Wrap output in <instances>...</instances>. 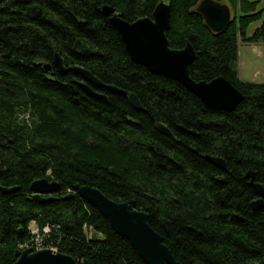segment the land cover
I'll list each match as a JSON object with an SVG mask.
<instances>
[{
  "label": "trees",
  "instance_id": "1",
  "mask_svg": "<svg viewBox=\"0 0 264 264\" xmlns=\"http://www.w3.org/2000/svg\"><path fill=\"white\" fill-rule=\"evenodd\" d=\"M159 1L0 0V185L15 188L0 192V264L15 260L31 222L49 225L45 245L77 264H146L76 193L77 183L115 201L134 199L182 264H264V206L251 208L257 195L245 177L254 171L264 187V82L242 80L237 70L238 38L264 43V19L246 34L262 19L260 0H217L232 15L222 32L196 11L200 0H164L169 46L191 44L193 80L222 76L238 89L242 99L230 111L208 108L179 82L131 61L101 13L109 5L134 21ZM76 65L126 94L88 95ZM130 93L142 110L130 105ZM207 156L223 158L226 169ZM40 178L59 183L50 201L29 188Z\"/></svg>",
  "mask_w": 264,
  "mask_h": 264
},
{
  "label": "water",
  "instance_id": "2",
  "mask_svg": "<svg viewBox=\"0 0 264 264\" xmlns=\"http://www.w3.org/2000/svg\"><path fill=\"white\" fill-rule=\"evenodd\" d=\"M196 11L202 16L205 24L215 32L224 31L232 21L229 6L217 0H200ZM101 13L108 17L110 24L120 35L131 61L144 66L152 74L179 82L208 108L230 111L241 101L242 94L222 76L209 81H196L190 77L188 66L195 59L196 52L190 43H186L181 49L169 46L166 31L170 27V5L164 0L158 2L151 16L140 17L134 21L124 19L109 5H103ZM54 65L62 74L67 72L58 53L54 55ZM44 68L49 70L50 66L45 64ZM71 70L81 77L78 81L79 87L94 98L106 100V95L99 89L126 94L125 90L113 84L103 83L83 67L76 65L71 67ZM127 97L135 110L143 109L134 93L128 94ZM157 128L161 133L170 135L164 124H159ZM207 158L220 169H226L223 158L217 156ZM245 177L249 179L248 183L257 195V198L250 202V206L253 210H259L264 206V187L256 181L254 171L247 170ZM29 188L37 198L50 201L53 194L59 190V183L56 180L40 178L32 181ZM14 189L0 185L2 193ZM73 189L108 220L118 235L130 242L146 264H182L174 258L159 232L149 224L147 212L136 207L134 199L115 201L96 187L78 183L73 185ZM190 229L195 230L193 227ZM11 264H77V261L68 254L49 248L35 251L25 248L15 252V260Z\"/></svg>",
  "mask_w": 264,
  "mask_h": 264
},
{
  "label": "rangeland",
  "instance_id": "3",
  "mask_svg": "<svg viewBox=\"0 0 264 264\" xmlns=\"http://www.w3.org/2000/svg\"><path fill=\"white\" fill-rule=\"evenodd\" d=\"M257 9H262V19L249 24L247 35H251L264 19V0H260ZM237 70L242 80L264 82V43H247L238 38Z\"/></svg>",
  "mask_w": 264,
  "mask_h": 264
},
{
  "label": "built area",
  "instance_id": "4",
  "mask_svg": "<svg viewBox=\"0 0 264 264\" xmlns=\"http://www.w3.org/2000/svg\"><path fill=\"white\" fill-rule=\"evenodd\" d=\"M29 227L31 229L32 236L26 243H20L18 244L19 250H23L25 248H30L32 251L40 250L43 248H49L51 250L57 251L55 247L52 246H46L44 243V239L46 235L50 232L51 228L49 225L43 226L41 229H38L34 222H31L29 224Z\"/></svg>",
  "mask_w": 264,
  "mask_h": 264
}]
</instances>
